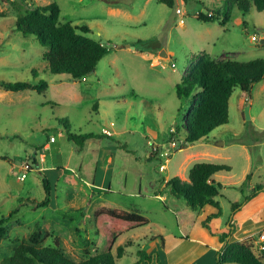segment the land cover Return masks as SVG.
Segmentation results:
<instances>
[{
    "label": "rangeland",
    "instance_id": "374dc122",
    "mask_svg": "<svg viewBox=\"0 0 264 264\" xmlns=\"http://www.w3.org/2000/svg\"><path fill=\"white\" fill-rule=\"evenodd\" d=\"M52 2L61 8L60 22L86 24V35L111 49L83 79L52 73L43 59L48 47L17 30V18L30 5ZM216 11L220 17L229 11L225 25L198 18ZM263 40L264 10L252 6L243 12L233 0H175L173 6L158 0H0V82L32 84L18 92L0 86V218H7L8 229L0 244V264L36 230L42 232L43 245L58 237L68 258L84 260L100 207L148 217L147 226L121 231L114 246L115 255L119 245L125 246L117 264H134L151 236L161 235L170 245L198 216L163 185L174 176L188 180L197 162L231 167L213 176L223 186L217 199L225 214L233 217L234 201L242 202L240 210L252 200H244L251 194L250 184L263 189L245 209L264 205V78L251 96L236 87L229 122L193 144L184 142L189 99L177 95V84L201 57L264 59ZM40 80L48 83L43 92L33 88ZM246 107L251 119L245 117ZM62 119L76 133L106 132L113 139H93L81 149L68 138ZM105 150L114 158L108 171ZM24 161L30 168L19 180ZM44 177L50 181V204L37 207L46 195ZM94 179L104 186L111 183L112 191L108 186L96 189ZM255 240L254 251L264 257Z\"/></svg>",
    "mask_w": 264,
    "mask_h": 264
},
{
    "label": "trees",
    "instance_id": "16d2710c",
    "mask_svg": "<svg viewBox=\"0 0 264 264\" xmlns=\"http://www.w3.org/2000/svg\"><path fill=\"white\" fill-rule=\"evenodd\" d=\"M173 6L175 0H158ZM188 1V0H186ZM243 12H248L254 6L258 11L264 10V0H233ZM61 8L58 3L47 5H30L26 13L19 15L16 21L17 30L24 35H34L39 43L48 47L43 59L48 62L49 70L54 74L67 73L75 80L83 79L92 73L98 62L110 53L101 40H96L86 34L90 32L89 26L83 24L76 26L72 22H60ZM198 18L205 22L219 21L225 25L229 19V11L220 17L200 13ZM80 30V31H79ZM264 78V59H251L247 61L221 60L216 61L209 56L201 57L191 73L177 84V95L189 99V107L185 113L183 128L186 130L184 142L193 144L207 138L217 127L229 122V101L236 87L251 96L255 84ZM0 86L8 91H23L32 86L29 81H1ZM33 88L43 92L48 88L45 80H40ZM98 103H95V108ZM66 129L68 138L79 147H83L90 139L112 138L106 132L76 133L66 119L60 120ZM180 131V126H177ZM113 139V138H112ZM152 158V155L149 157ZM227 164L211 162H197L189 170L188 180L178 176L167 180L166 186L177 198H183L193 211H200L206 205L218 209L216 213L207 216L203 226L211 229L210 223L222 215V208L217 197L220 195L222 184L214 180L213 176L220 171H229ZM246 180H250L247 174ZM45 198L38 202L37 207L50 204L51 186L47 177L43 179ZM262 186L253 188L250 195L245 196V201L253 198ZM156 194H159L156 192ZM242 202L232 203V212L239 209ZM14 212H12L9 217ZM6 217L0 218V244L7 235ZM146 215L139 211H126L121 208L100 207L94 212V231L85 246L86 258L80 262L68 258L58 237H53L52 243L42 244L43 235L36 230L29 239H24L1 264H117L125 246H114L121 231H131L149 224ZM227 232L219 234L220 240L225 242L223 248L217 252V264H264V257L258 255L252 244L246 241H228L234 232L232 221ZM264 233V230H263ZM151 236L150 239H154ZM140 259L134 264L159 263V255L154 252L149 255L145 250H138Z\"/></svg>",
    "mask_w": 264,
    "mask_h": 264
},
{
    "label": "crops",
    "instance_id": "0c3cea01",
    "mask_svg": "<svg viewBox=\"0 0 264 264\" xmlns=\"http://www.w3.org/2000/svg\"><path fill=\"white\" fill-rule=\"evenodd\" d=\"M91 140L93 139L88 140L85 145ZM85 145L81 149H83ZM105 151L106 153L108 152L107 150ZM44 156V154L40 156L41 162L45 161ZM113 161V155L109 153L106 158L107 166L104 167L106 171L110 170ZM35 164H40L38 159ZM66 166L67 168H73L69 167L68 164ZM51 168L55 170L58 167L51 166ZM79 168L81 169V167ZM213 178L215 181H217L215 177ZM167 180L168 179H166L163 185L166 184ZM93 182L95 185L94 187L98 190L103 191V189L108 186L112 191L111 183H107L106 186H104L98 184L96 179H94ZM253 188L254 187L250 184L248 190H251L252 192ZM155 196L157 198L167 200V197L164 194H156L155 192ZM253 199L254 197L249 201V203H253ZM249 203H247L246 206ZM245 207L243 209L234 211L233 217H230V213L225 214L222 211V215L219 218L214 219L210 223L211 229H208L203 226V221L208 215L216 213L218 209L212 205H206L203 209L198 211V216L196 219H192L191 226L187 229H182L180 238H174L172 244L170 245L166 244L165 239L161 235H154V239H149V247L146 248L145 251L149 255L157 252L159 255V263L152 261L151 264H217V252L220 251L225 245V242L220 240L219 234L228 231V229L231 227L230 221H232V228L234 229V232L228 241H254V239H256L255 243L257 244L260 241V235L264 230V205L256 207L255 210L254 208L245 209ZM219 221H222V223L218 224ZM255 227L258 228L254 229Z\"/></svg>",
    "mask_w": 264,
    "mask_h": 264
},
{
    "label": "built area",
    "instance_id": "2783aa9c",
    "mask_svg": "<svg viewBox=\"0 0 264 264\" xmlns=\"http://www.w3.org/2000/svg\"><path fill=\"white\" fill-rule=\"evenodd\" d=\"M51 140H54V138L52 137ZM21 165H22L21 169L23 170V173L18 177V179L24 180L27 177V171H29L30 165L27 161H24ZM248 242L252 244L251 240ZM257 245L260 251H264V233L263 232L260 235V241L257 243Z\"/></svg>",
    "mask_w": 264,
    "mask_h": 264
},
{
    "label": "water",
    "instance_id": "95a60500",
    "mask_svg": "<svg viewBox=\"0 0 264 264\" xmlns=\"http://www.w3.org/2000/svg\"><path fill=\"white\" fill-rule=\"evenodd\" d=\"M264 41V40H263ZM245 117L247 118V119H251V116H250V112H249V107H246L245 108Z\"/></svg>",
    "mask_w": 264,
    "mask_h": 264
}]
</instances>
